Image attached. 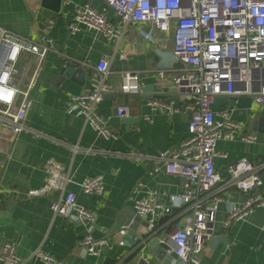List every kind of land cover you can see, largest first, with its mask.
Returning <instances> with one entry per match:
<instances>
[{
  "label": "crops",
  "instance_id": "obj_1",
  "mask_svg": "<svg viewBox=\"0 0 264 264\" xmlns=\"http://www.w3.org/2000/svg\"><path fill=\"white\" fill-rule=\"evenodd\" d=\"M86 4L105 10L107 18L120 26L115 11L105 0H62L60 11L45 5L43 0H0V26L33 39L48 36L54 45L39 68L27 128L15 137L9 131H0V254L5 244L13 242L23 264H45L32 256L38 248L64 264H102L107 258L121 262L130 248L113 241V234L120 229H112L122 211L133 207L130 198L135 186L143 184L140 195L147 189L165 193L158 198L164 205L170 203L171 195L182 193L185 187V180L167 173L158 159L160 153L172 152L189 135L191 120V111L185 108L190 98L176 91L172 82L184 67H175L173 61H168V68L160 67V53H173V33L163 34L148 25L133 23L118 42L84 28L71 34L69 25L74 20L75 8ZM145 31H151L154 41L145 37ZM104 58L110 63L107 82L113 90L105 94L99 111L109 118L110 128L117 136L111 139L98 136L84 115L68 110L71 96L90 87L96 65ZM66 59L70 62L66 63ZM33 60L31 53L21 56L23 67ZM69 68L71 72L63 77ZM124 71L139 73L140 92L120 90ZM155 98L173 100L180 110L157 112L152 121H146L147 101ZM121 104L131 108L129 123L116 115ZM214 108L230 107L214 104ZM232 109L244 131H254V119L264 116V103L256 102L255 97L250 108ZM255 132V143L239 137L217 143L221 155L215 158V166L223 181L209 197L224 199L218 207L213 240L200 254L201 264H264V207H256L245 219L229 227L224 225L229 204L243 203L251 195L236 186H223L231 163L241 158L250 161L263 180L251 192L264 195V132ZM96 175L103 176L102 197L87 194L81 187L86 177ZM68 191L76 193L79 204L98 212L93 235L114 242L113 249H105L100 255L77 249L89 227L55 214L51 208V203L65 197ZM125 212L134 215L129 208ZM176 216L174 210L160 217L161 226ZM161 226L154 232L160 234ZM223 236L227 244L219 240ZM143 252L148 255L146 249ZM148 256L143 260L139 255L130 264H173V259L165 262Z\"/></svg>",
  "mask_w": 264,
  "mask_h": 264
},
{
  "label": "built area",
  "instance_id": "obj_2",
  "mask_svg": "<svg viewBox=\"0 0 264 264\" xmlns=\"http://www.w3.org/2000/svg\"><path fill=\"white\" fill-rule=\"evenodd\" d=\"M105 1L115 11L120 26L107 18L105 10L86 4L75 8L74 20L69 25L71 34L84 28L118 42L130 24L148 25L163 34L173 33V53L184 63L181 73L172 82L173 87L190 98L185 107L191 111L189 135L172 152L158 155L167 173L185 180L184 191L171 195L170 203L164 205L158 198L165 193L147 189L140 195L143 184L138 183L130 199L136 213L147 221L151 230L161 226L160 217L176 209L177 216L161 226L168 230L167 253L176 254L173 264H201L200 254L215 235L217 211L224 199L222 196L209 197L213 188L223 181L215 166V158L221 155L217 143L236 137L247 143L258 141V133L244 131V126L233 117L232 108L215 110L214 101L222 94L253 95L256 102L264 103V0ZM144 35L149 40L154 39L151 31H145ZM52 50L54 45L48 36L33 39L0 26V131H9L15 137L27 128L39 68ZM24 52L34 55L27 67L21 64ZM68 62L70 60L66 59ZM109 66L106 58L101 59L91 77L90 87L72 95L68 106L69 111L84 115L97 135L106 139L117 137L110 128L109 118L99 111L105 94L113 90V85L107 82ZM121 78L119 88L122 92L141 91L139 73L124 71ZM147 105L146 121H152L157 112L180 110L173 100L155 98L148 100ZM130 111L129 105L121 104L116 115L125 118ZM228 173L224 187L236 186L251 195L243 203L229 204L225 227L245 219L256 207H264V195L251 192L262 185L263 180L250 161L238 159L228 166ZM81 187L87 194L102 197L105 192L103 176L86 177ZM32 193L40 194L39 191ZM51 208L55 214L89 227L77 249L89 255H100L105 249H113L114 242L126 246L124 227L113 234L114 242L93 235L98 212L79 204L74 191L53 201ZM139 255L143 260L149 257L143 251ZM32 256L45 264H64L63 260L41 248ZM0 260L3 264H23L13 242L4 245Z\"/></svg>",
  "mask_w": 264,
  "mask_h": 264
},
{
  "label": "water",
  "instance_id": "obj_3",
  "mask_svg": "<svg viewBox=\"0 0 264 264\" xmlns=\"http://www.w3.org/2000/svg\"><path fill=\"white\" fill-rule=\"evenodd\" d=\"M45 5H49L53 7L56 11L61 10L62 0H43ZM163 63L160 64L161 68H168V61H173L175 67H184V63L178 60L173 53H160ZM71 68L67 69L63 73V77H67L71 72ZM177 91V89H175ZM253 95H217L215 97L214 104L215 105H228L230 108L237 107H251L253 102ZM124 121L126 123L130 122V119L125 117ZM255 119L252 123V129H255ZM262 126L264 127V116L261 117ZM256 130V129H255ZM254 130V131H255ZM259 131L264 132V129H260ZM133 212V216L131 214L126 213L125 211ZM176 210V209H173ZM131 213V212H130ZM122 227L126 228L127 233L124 235L126 239V246L129 249V253L125 254V257L121 260H117V258H107L102 264H130L131 262H136V259L139 257V254L143 250H147V253L152 257L159 261L170 262L173 258H176L175 253H167L169 249L168 244L166 243V236L168 233L167 228L161 229L160 234L154 232L155 230H151L148 227V223L146 220H143L135 211V209L131 206L127 207L124 211H122V216L118 218V221L114 225L112 232H116ZM109 236V235H108ZM216 239V238H214ZM213 240V238L211 239ZM220 241L227 244V239L225 236L220 237ZM125 262L122 263L123 260Z\"/></svg>",
  "mask_w": 264,
  "mask_h": 264
},
{
  "label": "rangeland",
  "instance_id": "obj_4",
  "mask_svg": "<svg viewBox=\"0 0 264 264\" xmlns=\"http://www.w3.org/2000/svg\"><path fill=\"white\" fill-rule=\"evenodd\" d=\"M256 130H260V129H264V127L262 126V121H261V117H257L256 121H255V127Z\"/></svg>",
  "mask_w": 264,
  "mask_h": 264
}]
</instances>
